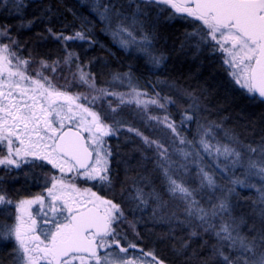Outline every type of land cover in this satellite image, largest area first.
Listing matches in <instances>:
<instances>
[{
	"label": "snow or ice",
	"instance_id": "snow-or-ice-1",
	"mask_svg": "<svg viewBox=\"0 0 264 264\" xmlns=\"http://www.w3.org/2000/svg\"><path fill=\"white\" fill-rule=\"evenodd\" d=\"M0 4L7 6L9 0H0ZM12 7L19 11L25 0H12ZM149 8L166 13L169 20L191 23L193 31L186 35L197 38V50L204 46L212 54L218 53L232 82L250 98L264 101V0H94L92 10L119 37L121 45L126 49L135 46L158 66L165 57L155 54V34L145 30ZM47 31L64 51L63 57L51 62L34 60L31 53L22 55L20 41L7 26H0V167L11 171L26 164L50 165L56 170L45 174L43 194L14 202L0 190V206L14 205L16 211L13 223L0 224V241H14V264H165L154 250L128 238L131 232L141 239L136 221L126 215V204L139 209L149 200L158 205L164 202L154 188L145 193L141 184L149 180L144 176H126V181L132 180L130 188L122 184L117 193L118 173L108 138L117 137L122 129L139 137L145 149L153 150L154 166L163 177L166 192L184 203L187 222L198 221L202 232L216 237L211 246L213 258L220 264H264V190L259 226L254 222L251 234L243 233L245 221L232 216L228 195L210 209L201 207L198 190L174 174L186 173L188 165L173 160L169 151L172 147L184 161L192 158L193 163L203 159L201 152L207 153L216 168L232 174L231 184L240 185L250 177L264 180V136L259 142L245 143L224 131V139H218L220 125L197 121L196 136L189 140L180 129L193 121L198 108L195 101L189 106L191 113L182 112L179 126L168 115H149L150 106L166 109L175 101L139 89L128 73L113 76V83L127 82V92L97 86L95 76L85 71L86 66L77 62L78 54L68 46L70 41L90 39L83 27L71 34L52 28ZM64 68L88 94L69 91L70 82L62 86L54 82L52 74ZM64 79L68 81V77ZM109 97L115 98V106ZM133 105L138 114L171 132V145L150 138L120 118L121 108ZM236 169L242 170L245 180L235 176ZM196 175L201 188H217L213 171L198 165ZM234 191L229 188L228 194ZM217 218L221 221L218 226L214 223ZM197 234L193 230L190 235Z\"/></svg>",
	"mask_w": 264,
	"mask_h": 264
},
{
	"label": "trees",
	"instance_id": "trees-1",
	"mask_svg": "<svg viewBox=\"0 0 264 264\" xmlns=\"http://www.w3.org/2000/svg\"><path fill=\"white\" fill-rule=\"evenodd\" d=\"M2 7L4 9L0 10V22L2 23L0 26H7L11 34L20 41L21 54L24 56L31 53L34 60L44 59L49 62L61 58L64 55L61 43L54 40L47 29L52 28L53 32L63 31L65 34H71L83 27L90 39L70 41L68 46L69 50L78 54L77 62L86 66L85 71L95 76L97 86L123 92L125 88H122L118 82L113 83V76L130 73L135 78L134 81L152 96L156 93L164 97L170 94L177 96L179 93L170 92L171 88L168 83L178 84L180 88L192 93L200 105L196 109L194 120L180 129L182 132L185 131V127L188 129L190 140L194 137L193 133L197 128L201 113H203L201 118L210 115L215 125L218 124L224 128L233 127L237 136L241 132L244 136L242 141L245 143L259 142L261 136H264V101L258 97L252 99L244 94L232 82L225 66L214 55L205 51L194 53L192 50L183 55L184 48L183 45L180 47V41L183 43L185 32L192 28L185 20V23L182 19L169 20L166 15L161 14V18L165 20L159 25V31L165 30L163 36L169 35L170 39L174 36V39L171 41L173 42L171 49L167 45L168 41L162 37L160 45L163 49L167 46L166 50L169 55L163 60L160 68L154 70L150 64L145 62L144 57L132 54L120 47L107 33L103 21L80 0H36L28 2L19 11L9 10L8 5H2ZM14 11L17 14H14ZM29 21H32L31 27L26 26ZM184 47L187 50L185 44ZM35 66L38 67V65ZM57 71L58 74L52 75L56 78L58 86L70 82L69 91L74 92L76 89L87 91L85 86L72 80L68 69ZM64 77L71 80L66 81ZM160 80L167 83L166 88L170 89L169 92L161 88ZM179 96L183 98V95L179 94ZM109 99L115 106V98L109 97ZM104 107L106 109L107 105ZM180 108L175 104H168V112H163L162 115H168L179 126L181 117L178 111ZM148 114L153 115L150 112ZM120 118L127 125L140 129L150 138L158 139L166 146L171 145V132L163 129V125L148 121L142 114H138L134 105L122 107ZM118 136L119 138L109 140L114 153L113 166L117 168L118 173L117 193L122 184L130 188L132 180L126 181V176L134 179L144 176L149 180L148 184H141L145 193L154 188L160 193L164 202L158 205L149 200L147 206H141L139 209L126 204V215L130 220L136 221V231L139 232L141 239L137 241L131 232H129L131 234L129 237H133L135 242L146 250H154L156 255L165 261V264H220L219 259L213 258L211 254V246L216 244V237L211 232H202L198 227V221L193 220L192 224L187 222L184 203L170 198L166 192L163 177L154 166L153 150L145 149L140 138L134 133H128L126 129H122ZM169 151H173L172 147H169ZM145 156L148 159L145 160L143 158ZM173 160L188 165L186 173L174 174L189 187L198 190L196 199L201 207L210 209L221 198L228 195L233 217L238 220L242 218L245 222H257L260 219L258 213L253 214L252 212L257 209V206H261L260 196L254 190L241 189L238 191L224 177L216 180L222 187L217 184L214 191L201 188L196 173L198 165L203 166V164L193 163L192 158L183 161L177 159L176 155ZM226 184L228 187L225 186ZM226 188H235V191L229 195L228 190L225 192ZM13 192L17 194L20 191L13 189ZM116 199L120 201L121 197L117 195ZM227 218L225 216V219ZM220 222V218L214 221L217 226ZM0 224H7L3 211H0ZM193 225L197 226L194 228ZM193 230L198 233L194 237L190 235ZM185 243L186 248L183 247ZM13 246V240L0 241V264H14L11 255Z\"/></svg>",
	"mask_w": 264,
	"mask_h": 264
},
{
	"label": "rangeland",
	"instance_id": "rangeland-1",
	"mask_svg": "<svg viewBox=\"0 0 264 264\" xmlns=\"http://www.w3.org/2000/svg\"><path fill=\"white\" fill-rule=\"evenodd\" d=\"M30 1H34V0H30ZM82 3H84V4H86L91 10L93 9V6H94V0H80ZM11 2H12V0H9V4H8V7H9V10H13L14 8L12 7V4H11ZM104 2L106 3L107 2V0H104ZM4 8L2 7V4H1V8H0V10H3ZM93 11V10H92ZM96 15H97V17L100 19V17H99V14L97 13V12H95V11H93ZM148 12H149V19H148V21H147V23H146V27H145V30L146 31H148L149 33H152V32H154V34H155V40L153 41V51L155 52V54H157V55H159V54H163V56L165 57V58H167V56L169 55V53L167 52V46L165 47V49H163V47H161V45H160V41L162 40V37L163 38H165V40L166 41H168V43H167V45L172 49V47H173V42H171L173 39H174V36H172L171 37V39L169 38V35H166V36H163L164 35V31L165 30H162V31H159V29H158V27H159V25L161 24V22H163L164 23V20L165 19H163V18H161V14H157L156 13V11H155V9H152V8H149L148 9ZM14 14H17V12L16 11H14ZM164 15H167L166 13L164 14ZM101 20V19H100ZM102 21V20H101ZM183 22L185 23V21L183 20ZM188 22V21H187ZM104 23V22H103ZM2 23L0 22V25H1ZM105 24V23H104ZM106 26V25H105ZM154 26V27H153ZM190 26H192L191 25V23H190ZM164 29V28H163ZM106 30H107V33L108 34H110L111 35V37L112 38H114V40H115V42L120 46V47H122L123 49H125L126 51H129L130 53H132V54H136V55H139V56H142V58L144 57L145 58V62L147 63V64H150V66H152V68L154 69V70H158L159 68H160V66L162 65V63L160 64V65H158V66H156V65H154L153 63H151L150 62V59H149V57L145 54V53H142V52H140V51H137V49L135 48V46H132V47H129V48H124L122 45H121V43H120V40H119V37H117V36H114L113 34H112V32L111 31H109L108 30V28L106 27ZM193 31V27L190 29V30H188V32H185V34H184V37H183V43H182V41H180V43H181V45H180V47L182 46L183 48H184V50L182 51L183 52V55L185 54V52L187 53V51H194V53H196V52H208V54H212L209 50H207V48L206 47H204V46H202L199 50H197V48H196V43H197V38L196 37H191V36H187L186 35V33H190V32H192ZM166 43V42H165ZM184 44L186 45V49L187 50H185V47H184ZM212 55H214L215 57H217L220 61H221V58H220V55L217 53V54H212ZM222 62V61H221ZM30 67H32V66H30ZM46 74H48V73H46ZM125 74V73H124ZM131 77H132V81H133V84L136 86V87H138L139 89H141V90H143V91H146V90H144L139 84H137L135 81H134V77L130 74V73H128ZM121 76H123V74H121ZM56 78H53V80H54V82L56 83L57 81L55 80ZM68 80H71V79H68ZM160 82V84H162V86H161V88H163V89H167L166 88V84L167 83H165L163 80H160L159 81ZM57 84V83H56ZM169 85V87L171 88V90L168 88L167 89V91L168 90H170V92L171 93H173V91H175L176 93H179L180 95H183V98L181 99L180 98V96H179V94L176 96V95H171L170 93V96H165V97H171V99L173 100V101H175V105L176 106H178V108H180L179 109V111H178V114H179V117H181V114H182V112L184 111V110H188L190 113L193 111L189 106L195 101V103L199 106L200 105V103H199V101H197L196 100V97L192 94V93H190V92H188V91H186V90H184L182 87L180 88L179 87V85L178 84H172V83H168ZM121 87L122 88H125V89H123V92H127V91H129V88L127 87V82H125V84L124 85H121ZM115 91H120V90H115ZM74 92H80V93H84V94H88V90L85 92L84 90H79V89H76V90H74ZM169 92V91H168ZM161 97H164V96H162V95H160ZM167 107H168V105H167ZM167 107H166V109H159V108H157V107H155V106H150L149 108H148V112H150L151 114H153L154 116H159V117H163L164 115H162V113L163 112H165V113H167L168 111H167ZM138 111V110H137ZM182 111V112H181ZM195 112H197V110H195ZM202 114L203 113H201V115H200V117H199V122L201 123V124H213L214 122H213V119H210L211 117H210V115H206V116H204L203 118H201L202 117ZM196 117L198 118V116L196 115ZM173 120V119H172ZM194 120V119H193ZM177 125H178V123H177ZM213 125H215V124H213ZM218 125V124H217ZM221 126V125H220ZM165 127L163 126V129H164ZM165 129H167V128H165ZM188 129H186V127H185V131L184 132H187V133H184V132H182V134L184 135V136H186L189 140H190V138H189V134H188V131H187ZM224 131H228V132H230V133H232V134H234V135H236L237 136V134L234 132V129H233V127H229V128H224V127H220V128H218L217 130H216V132H217V138L218 139H224V135H223V133H224ZM170 132V131H169ZM196 133H197V128L195 129V131H194V133H193V136H196ZM118 138H119V136H117ZM117 137H109L108 138V140H110V139H115V138H117ZM240 140H243V134L241 133V132H239V134H238V136H237ZM172 139H173V137H172ZM172 139H171V141H172ZM193 139V138H192ZM225 142H227L226 140H225ZM247 143H249V142H247ZM178 147H185L184 145H177ZM188 150H192L190 147H189V149ZM175 155H176V157H177V159H182V157L178 154V153H175V152H173L172 151V158L173 159H175ZM201 156L203 157V159H200V160H197L196 161V163H200V164H203V167H205V170H208V171H213V174L215 175V178H216V180H218V179H221V178H226L228 181H229V177L232 175L231 173H226V172H223L220 168H216L215 167V164H214V162H213V159H212V157L211 156H209L207 153H204V152H201ZM183 160V159H182ZM184 161V160H183ZM39 163V162H38ZM205 165V166H204ZM49 167H50V170L52 171V169H51V166L49 165ZM241 169H236V171H235V176L236 177H239L241 180H245V177L244 176H242L241 175ZM230 182V181H229ZM78 183H80L79 181H78ZM216 184H218L220 187H222L219 183H218V181H216ZM5 186V185H4ZM81 186H84V185H81ZM87 186H91L90 184L89 185H87ZM226 187H228V185L226 184L225 185ZM232 186L233 187H236L237 188V190L239 191V190H241V189H252V190H254L255 192H256V194H258V196H260V199H261V195H262V190H264V180H262V179H260L259 177H250V178H248L247 180H245V183L244 184H240V185H233L232 184ZM0 190H2L9 198H11L14 202H17V201H19L20 199H24V198H31V197H33V196H35V195H38V194H43V192L42 191H37V192H31V195H22V196H20V195H12L8 190H7V188L6 187H2V186H0ZM94 191H99V189H97V188H94L93 189ZM228 190V188H226L225 189V192ZM24 193H27V192H24ZM101 194H104L103 192H101ZM228 198H229V196H228ZM260 207L261 206H257L256 208L257 209H255V210H252V212H253V214H255V213H258V216H259V210H260ZM0 211H3L4 212V214H5V217H6V219H7V224H11V223H13L14 222V216L16 215V211H15V208H14V205L13 206H8V205H5V206H0ZM36 211V206H34L33 207V212H35ZM252 214V215H253ZM260 218V217H259ZM254 222H245V223H243V224H241V232H243V233H246V234H251V232H250V226L253 224ZM256 224H257V226H259V223H260V219L257 221V222H255ZM129 235H131V234H128V238L130 239V240H133L134 242H135V240H134V238L133 237H129ZM140 240V239H139ZM139 240H137V241H139ZM141 246V245H140ZM142 247V246H141ZM226 251H227V249H226Z\"/></svg>",
	"mask_w": 264,
	"mask_h": 264
},
{
	"label": "flooded vegetation",
	"instance_id": "flooded-vegetation-1",
	"mask_svg": "<svg viewBox=\"0 0 264 264\" xmlns=\"http://www.w3.org/2000/svg\"><path fill=\"white\" fill-rule=\"evenodd\" d=\"M34 1L25 0V4ZM55 171L56 170L54 169H52L51 171L49 165H46L44 167H34L32 165L26 164L23 165L20 169H13L11 171H6L3 167H0V186L6 187L12 195H31V192L37 191H42L44 193L45 174ZM13 189L20 192L16 194L14 193L15 191L13 192ZM22 189L26 190L21 191Z\"/></svg>",
	"mask_w": 264,
	"mask_h": 264
}]
</instances>
